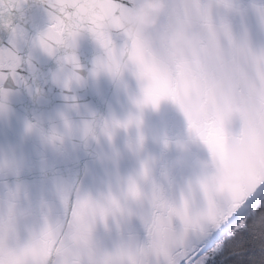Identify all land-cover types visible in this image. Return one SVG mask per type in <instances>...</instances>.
Returning a JSON list of instances; mask_svg holds the SVG:
<instances>
[{"label":"snow or ice","instance_id":"obj_1","mask_svg":"<svg viewBox=\"0 0 264 264\" xmlns=\"http://www.w3.org/2000/svg\"><path fill=\"white\" fill-rule=\"evenodd\" d=\"M34 2L48 23L31 34L29 0H0V123L21 92L46 102L49 83L63 103L0 141V264H264V0H160L151 26L134 19L145 0ZM39 55L56 68L42 74ZM105 78L122 114L81 102ZM191 100L207 105L198 119ZM164 105L182 132L147 130Z\"/></svg>","mask_w":264,"mask_h":264},{"label":"water","instance_id":"obj_2","mask_svg":"<svg viewBox=\"0 0 264 264\" xmlns=\"http://www.w3.org/2000/svg\"><path fill=\"white\" fill-rule=\"evenodd\" d=\"M26 10L27 16L31 18V22L28 23L26 27L31 34H35L37 28L42 30L47 26L48 17L44 10V6L38 2H34V0H29ZM33 24H35V28H33ZM8 37L9 33L0 29V43L6 42ZM99 52L100 50L90 37L85 36L81 40L78 55L81 63L86 67H91L92 60ZM37 66L44 75L56 68L55 61L43 55H39ZM86 74L87 73H85V75ZM46 92V102L39 104L34 103L26 92H21L19 95L12 97L11 106L15 110L16 116L12 119L11 127H7L3 123H0V141H3L6 136L9 139H15L20 132L21 120L24 117L32 118L34 113L50 114L63 103L58 88H55L49 83L46 85ZM79 96L81 97L82 103L89 104L100 113L106 114L109 110V106L116 108L121 114L125 111L118 102L114 86L106 78L102 79L98 86L90 85L85 89H81L79 91ZM145 122L146 128L150 134H159L164 131L176 134L182 132L184 129L182 118L170 105L162 106L160 112H146ZM148 146L149 150L154 153H159L161 151L160 145L151 140Z\"/></svg>","mask_w":264,"mask_h":264},{"label":"clouds","instance_id":"obj_3","mask_svg":"<svg viewBox=\"0 0 264 264\" xmlns=\"http://www.w3.org/2000/svg\"><path fill=\"white\" fill-rule=\"evenodd\" d=\"M97 0H85L84 6H82L81 11L87 13L89 11V6L95 7ZM160 3V0H145L144 7L137 13L134 17L136 24L141 26H151L155 24V20L151 18V12L157 10V6ZM104 27V26H101ZM182 37L177 35L174 38V42L181 39ZM215 87H222V82H217ZM184 108L188 111L194 119H198L204 115L207 105L202 100H191L185 103ZM229 112L232 115L236 116H245L248 113L247 101H240L233 103L229 106ZM253 158L247 156L244 153H237L234 157V163L236 166H243L247 163H250Z\"/></svg>","mask_w":264,"mask_h":264}]
</instances>
